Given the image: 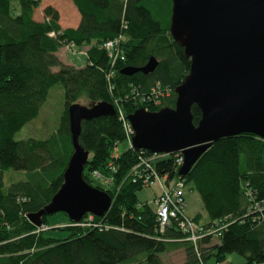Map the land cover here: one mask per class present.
I'll use <instances>...</instances> for the list:
<instances>
[{
  "label": "trees",
  "instance_id": "obj_1",
  "mask_svg": "<svg viewBox=\"0 0 264 264\" xmlns=\"http://www.w3.org/2000/svg\"><path fill=\"white\" fill-rule=\"evenodd\" d=\"M69 2L79 22L63 28L51 6L44 7L41 20L34 18L41 0H0V264H164L159 254L178 248L184 251L182 264L210 258L219 264L231 253L242 256L244 264H264L263 139L250 133L221 138L181 177L174 154L151 161L150 171L165 178V184L180 180L185 190L199 195L205 216L193 219L206 234L197 247L184 239L175 222L160 233L154 198L138 197L145 186L129 172L151 154L129 146L118 151L121 141L128 143L126 117L138 108L174 107V89L189 71V58L169 34L171 0ZM116 38L120 54L111 64L102 46ZM69 46L86 48L84 65L58 58L57 52ZM150 57L158 62L151 73L121 74L122 68L143 66ZM55 85L61 86L64 103L54 124L45 125L51 131L41 138L16 139L40 115ZM81 100L88 105L107 102L115 110L114 115L83 120L78 137L89 152L83 179L106 191L112 204L102 217L92 215L89 221L86 214L76 224L70 221L61 228L68 230L67 237L57 239L38 230L27 215L46 206L62 184L72 153L68 107ZM191 115L196 125L201 114L195 105ZM6 172L19 174L9 176L7 187ZM93 172L110 183L94 185ZM247 193L263 203L261 211L247 214L252 205Z\"/></svg>",
  "mask_w": 264,
  "mask_h": 264
},
{
  "label": "water",
  "instance_id": "obj_2",
  "mask_svg": "<svg viewBox=\"0 0 264 264\" xmlns=\"http://www.w3.org/2000/svg\"><path fill=\"white\" fill-rule=\"evenodd\" d=\"M169 34L183 48L190 67L175 87L174 107L136 109L127 116L133 130L131 147L150 154L180 152L178 176H185L221 138L250 133L264 140V0H171ZM158 62L150 57L121 74L151 73ZM200 110L196 125L191 107ZM107 102L68 107L72 153L62 184L49 203L27 215L34 226L58 212L78 222L86 214L102 217L112 198L83 179L89 152L78 141L81 122L114 115Z\"/></svg>",
  "mask_w": 264,
  "mask_h": 264
},
{
  "label": "rangeland",
  "instance_id": "obj_3",
  "mask_svg": "<svg viewBox=\"0 0 264 264\" xmlns=\"http://www.w3.org/2000/svg\"><path fill=\"white\" fill-rule=\"evenodd\" d=\"M40 8L36 9L35 12H39L38 20H41L43 9L46 6L53 7L59 15V24L61 27H66L67 25L73 24L75 20L78 18L77 14L74 13L75 9H73L72 4L69 0H41ZM85 50L86 48L77 49L76 47H62L58 54L61 59H64L66 62L71 63V65L80 67L86 63L85 59ZM53 71H57V68H53ZM64 103V95L61 86L55 85L49 92V96L46 99L45 103L42 105L40 109V115L24 126L16 135V139H24V138H41L44 137L45 134L49 133L51 129H49L50 124H54L56 116L58 112L61 110ZM77 103L81 105H88L85 100L78 101ZM51 112V113H49ZM49 113V114H48ZM48 115V117H47ZM47 117V118H46ZM48 124L49 126H45ZM51 128V127H50ZM128 147L127 142L121 141L118 145V151L122 152ZM169 155V154H167ZM14 178H18L19 174L15 172H6L4 173V186L7 187L9 183V176ZM101 179V180H99ZM107 177L104 178H97L94 180V185H103L108 184ZM103 185H102V184ZM156 184L159 186V183H155L151 187H143L142 189L138 190L137 194L140 200H148L152 202L154 194L158 193V189ZM160 189V187H159ZM161 191V189H160ZM183 198L185 201V214L193 218L197 214H200L202 218L205 216V212L202 207V203L200 200L199 195L195 191H189L187 188L184 189ZM155 199V198H154ZM85 216V215H84ZM83 218V217H82ZM70 220L68 217L61 212L48 215L47 216V225L46 226H38L36 228L43 227L45 230V235L57 239L65 238L68 235V230L61 229L64 226L69 225ZM73 222V221H72ZM76 223V222H73ZM160 258L162 259L164 264H182L184 262V251L183 248H178L175 250L166 251L159 254ZM245 260L242 256L231 253L226 255L225 261L219 264H244ZM201 264V263H197ZM203 264H216L214 258H210Z\"/></svg>",
  "mask_w": 264,
  "mask_h": 264
},
{
  "label": "built area",
  "instance_id": "obj_4",
  "mask_svg": "<svg viewBox=\"0 0 264 264\" xmlns=\"http://www.w3.org/2000/svg\"><path fill=\"white\" fill-rule=\"evenodd\" d=\"M120 42V38H116L115 40L104 42L102 46L106 50L111 64H114V62H116L118 55L120 54ZM145 110L147 111V109ZM120 118H122V116H120ZM124 128L127 134V144L129 147H131V137L133 135V130L127 120V117L126 121L124 122ZM173 154L176 164L181 165L183 162L182 154L180 152ZM166 155L167 154H151V156L147 159L143 158L138 166H134L133 168H131L129 174L133 177V181L138 178L145 187H151L155 183L160 182L159 186L161 187V191L153 200V203L155 205L156 222L158 224L159 232L163 233L166 228L170 227V225H173V223L175 222L177 229L185 235L184 239L193 243L194 247H197V241L201 237H203L206 232L203 231V228L199 223L195 222L193 218L188 217L184 212L185 201L183 198V194L185 188L183 182L180 180H171L170 182L165 184V178H159L158 176H156L154 171H150L151 161L163 158ZM113 156H117V143L115 144L113 150ZM141 166H144L145 169L142 170V172H140L139 170V167ZM108 168L112 170L113 165L109 163ZM92 174L97 178H103L98 172H93ZM105 181H107L109 184L111 180L107 178V180L105 179ZM247 194L249 195L250 202L252 204L247 209V214L254 211H261V205L263 203L254 201L253 199H251L250 193ZM91 219L92 215L89 214L88 220L90 221ZM37 229L42 230L44 228L39 227ZM210 233H213V231L208 232V234Z\"/></svg>",
  "mask_w": 264,
  "mask_h": 264
},
{
  "label": "crops",
  "instance_id": "obj_5",
  "mask_svg": "<svg viewBox=\"0 0 264 264\" xmlns=\"http://www.w3.org/2000/svg\"><path fill=\"white\" fill-rule=\"evenodd\" d=\"M40 6H41V5H40ZM73 9H74V8H73ZM74 11H75V10H74ZM39 12H40V11H39ZM39 12H38V13H37V12L34 13V18H39ZM74 13H76V11H75ZM76 14H77V13H76ZM77 17H78V14H77ZM41 18H42V17H41ZM36 20H38V19H36ZM78 22H79V17L75 20V22H74L73 24L67 25L66 27H76L77 24H78ZM64 28H65V27H64ZM56 55L58 56V58H59L63 63H65V64H70V65H71V63L66 62L64 59H61V57L59 56L58 52H57ZM156 186H157V189H158V193L154 194V197H153V198H155V197L159 194L160 189H161V187L158 186L157 184H156ZM159 187H160V189H159ZM192 217H193V216H192Z\"/></svg>",
  "mask_w": 264,
  "mask_h": 264
},
{
  "label": "clouds",
  "instance_id": "obj_6",
  "mask_svg": "<svg viewBox=\"0 0 264 264\" xmlns=\"http://www.w3.org/2000/svg\"><path fill=\"white\" fill-rule=\"evenodd\" d=\"M144 109V108H143ZM177 153V152H176Z\"/></svg>",
  "mask_w": 264,
  "mask_h": 264
},
{
  "label": "bare ground",
  "instance_id": "obj_7",
  "mask_svg": "<svg viewBox=\"0 0 264 264\" xmlns=\"http://www.w3.org/2000/svg\"><path fill=\"white\" fill-rule=\"evenodd\" d=\"M156 111V110H155Z\"/></svg>",
  "mask_w": 264,
  "mask_h": 264
}]
</instances>
